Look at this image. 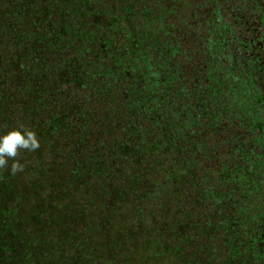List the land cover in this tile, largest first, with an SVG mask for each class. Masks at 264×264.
<instances>
[{
	"label": "trees",
	"instance_id": "trees-1",
	"mask_svg": "<svg viewBox=\"0 0 264 264\" xmlns=\"http://www.w3.org/2000/svg\"><path fill=\"white\" fill-rule=\"evenodd\" d=\"M119 6L0 0V134L40 143L0 170V264H255L207 221Z\"/></svg>",
	"mask_w": 264,
	"mask_h": 264
},
{
	"label": "flooded vegetation",
	"instance_id": "flooded-vegetation-1",
	"mask_svg": "<svg viewBox=\"0 0 264 264\" xmlns=\"http://www.w3.org/2000/svg\"><path fill=\"white\" fill-rule=\"evenodd\" d=\"M124 12L158 113L193 130L175 160L204 178L207 221L264 264V0H122Z\"/></svg>",
	"mask_w": 264,
	"mask_h": 264
},
{
	"label": "clouds",
	"instance_id": "clouds-1",
	"mask_svg": "<svg viewBox=\"0 0 264 264\" xmlns=\"http://www.w3.org/2000/svg\"><path fill=\"white\" fill-rule=\"evenodd\" d=\"M39 147L36 133L23 126L0 134V170L9 168L13 175L23 171V165L16 160L19 151H36Z\"/></svg>",
	"mask_w": 264,
	"mask_h": 264
}]
</instances>
